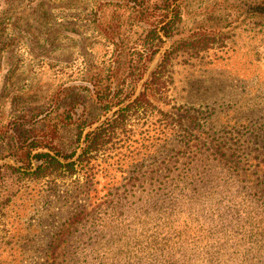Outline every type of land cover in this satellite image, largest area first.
Wrapping results in <instances>:
<instances>
[{"label":"rangeland","instance_id":"374dc122","mask_svg":"<svg viewBox=\"0 0 264 264\" xmlns=\"http://www.w3.org/2000/svg\"><path fill=\"white\" fill-rule=\"evenodd\" d=\"M143 1L0 0V264H45L53 237L84 205L129 180L139 192L140 177L167 174L198 135L264 122V15L249 7L264 0H180L182 21L153 42L132 9ZM203 36L213 39L183 46ZM91 76L130 95L124 102L147 91L151 104L130 111L92 180L81 167L32 178L18 161L22 144L38 137L77 156L84 135L124 105L104 111L82 88ZM79 117L89 125L78 142Z\"/></svg>","mask_w":264,"mask_h":264},{"label":"trees","instance_id":"16d2710c","mask_svg":"<svg viewBox=\"0 0 264 264\" xmlns=\"http://www.w3.org/2000/svg\"><path fill=\"white\" fill-rule=\"evenodd\" d=\"M249 7L264 15V2ZM132 9L139 21L149 25L146 40L151 42L171 37L182 21L180 0L135 2ZM102 31L109 37V31ZM210 39L199 37L183 46L196 47ZM163 59L165 65L168 53ZM91 77L87 80L91 84L82 88L97 97L104 111L130 97L119 98L120 90L112 88V81L94 82ZM156 77L153 73L151 83ZM150 104L148 92L143 91L84 137L89 123L79 117L76 140L84 139L77 156L76 151L68 153L32 137L22 144L18 161L34 179L60 171L72 176L81 167L92 180L100 152L107 151L108 143L119 135L130 111ZM195 138L183 156L167 166V174L140 177L139 192L133 191L135 183L129 180V187L73 213L49 244L45 264H264V122L210 130ZM40 147L53 153L32 155Z\"/></svg>","mask_w":264,"mask_h":264},{"label":"water","instance_id":"95a60500","mask_svg":"<svg viewBox=\"0 0 264 264\" xmlns=\"http://www.w3.org/2000/svg\"><path fill=\"white\" fill-rule=\"evenodd\" d=\"M128 102V101H127Z\"/></svg>","mask_w":264,"mask_h":264}]
</instances>
